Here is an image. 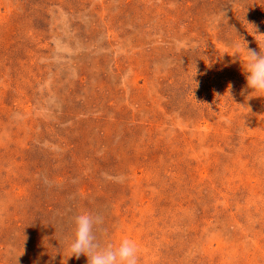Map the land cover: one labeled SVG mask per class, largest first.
<instances>
[{
  "label": "rangeland",
  "instance_id": "rangeland-1",
  "mask_svg": "<svg viewBox=\"0 0 264 264\" xmlns=\"http://www.w3.org/2000/svg\"><path fill=\"white\" fill-rule=\"evenodd\" d=\"M257 34L264 0H0V264H87L84 211L138 264H264Z\"/></svg>",
  "mask_w": 264,
  "mask_h": 264
},
{
  "label": "clouds",
  "instance_id": "clouds-1",
  "mask_svg": "<svg viewBox=\"0 0 264 264\" xmlns=\"http://www.w3.org/2000/svg\"><path fill=\"white\" fill-rule=\"evenodd\" d=\"M257 42L259 52L246 45V59L241 63L250 95L256 93L254 97H264V41ZM102 222L101 216L87 211L73 217V236L68 245L72 256L78 258L83 254L87 264H138L139 249L134 241L123 239L117 246L97 239L96 230Z\"/></svg>",
  "mask_w": 264,
  "mask_h": 264
}]
</instances>
